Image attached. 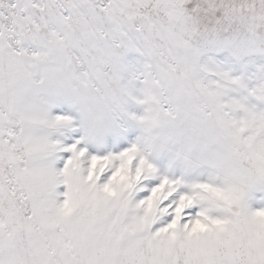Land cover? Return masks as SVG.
Listing matches in <instances>:
<instances>
[{"label": "snow or ice", "instance_id": "1", "mask_svg": "<svg viewBox=\"0 0 264 264\" xmlns=\"http://www.w3.org/2000/svg\"><path fill=\"white\" fill-rule=\"evenodd\" d=\"M0 264H264V0H0Z\"/></svg>", "mask_w": 264, "mask_h": 264}]
</instances>
